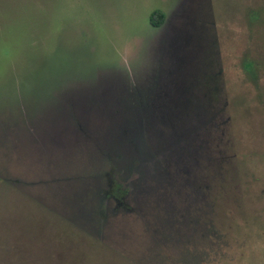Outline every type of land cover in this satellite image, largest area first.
Returning <instances> with one entry per match:
<instances>
[{
  "label": "rangeland",
  "instance_id": "obj_1",
  "mask_svg": "<svg viewBox=\"0 0 264 264\" xmlns=\"http://www.w3.org/2000/svg\"><path fill=\"white\" fill-rule=\"evenodd\" d=\"M104 82L159 116L90 223ZM0 264H264V0H0Z\"/></svg>",
  "mask_w": 264,
  "mask_h": 264
},
{
  "label": "trees",
  "instance_id": "obj_2",
  "mask_svg": "<svg viewBox=\"0 0 264 264\" xmlns=\"http://www.w3.org/2000/svg\"><path fill=\"white\" fill-rule=\"evenodd\" d=\"M256 11H257L256 9H251L248 12V16H256ZM164 19L165 16L162 12H158V11L153 12L150 15V24L154 28L159 27L164 22ZM245 59L247 58H244V60ZM250 60L251 62L249 64V69H245V71L249 73L251 77H255L254 69H255V65H257V62L254 59H250ZM145 77L146 76H143V78H138V80L144 79ZM126 86H127L126 84L124 85L117 84L115 88L109 89L106 87L105 90L101 91L102 93L100 94L98 93L97 103L94 104L93 106V109L96 110L95 115L92 114L93 117L82 115V117H84V120L88 119L90 123L88 121L87 122L89 124L91 123L97 124L96 126L99 127L100 130L99 139L95 138L96 133H93V129H91V131L86 133V135L84 134L76 135L77 136L76 142L89 143L90 147H92L91 152L89 150V152L86 154L88 155L87 157H89L92 160L94 159L96 160L98 158L105 159L104 156L106 154L107 155L106 160L111 161L112 166H114L111 170H108L109 172L107 171L105 174H100L97 176L99 180L100 178H102V179H106L109 182V189L107 191L101 190L99 196L100 199L101 197H103L102 200L103 199L104 200L103 203L100 202L99 209L98 208L93 210L89 209L86 210V213L83 212V215L85 214L84 217H87L90 212V216H89L90 223L94 222V219L97 217V214L98 217H100V214L103 215L105 201L107 198L113 199L116 203V206H123L124 198L128 193V188L125 187L124 184H122L115 178L111 179L110 177V176H112V178L114 177L115 175L114 169L115 168L118 169L119 162H122L123 164V162L127 160L126 158H124L125 156L122 155L123 154L122 149H119L117 147L118 145L117 143H120L121 147L123 141L129 143L132 146V149L129 150V153H133V146H136L135 141L138 137V132L134 133V131L137 130V126H140L141 123L148 124L150 122L151 115L159 116V115H154L155 112L151 108L147 110L148 108L143 104H141V106L139 107L138 103L142 102V101H138L140 99L136 98L135 100L132 101L129 100L126 97V93L128 91V88ZM117 91L121 92L122 94L121 95L118 94ZM116 93L118 94V97L114 96V94ZM80 107L81 106H79V110H81ZM70 118L73 120L72 122L75 126L79 125L74 123V121L78 118L76 115L73 114L70 116ZM163 121L164 120H162V122ZM85 130H88V128L86 127ZM176 130L177 129L175 128L174 131L177 132ZM62 133H65V129L62 131ZM71 133L74 134V132ZM142 152H144V149H142ZM92 186H94L93 183ZM82 188L83 186L81 187V189ZM84 188L86 194L90 192V182L86 184ZM92 190L94 191L95 188H92ZM92 195L95 196V192ZM91 212L93 213V216ZM94 212H96V215H94Z\"/></svg>",
  "mask_w": 264,
  "mask_h": 264
},
{
  "label": "crops",
  "instance_id": "obj_3",
  "mask_svg": "<svg viewBox=\"0 0 264 264\" xmlns=\"http://www.w3.org/2000/svg\"><path fill=\"white\" fill-rule=\"evenodd\" d=\"M154 28V27H153ZM155 29H158V27H155ZM164 31L162 32V34H160L163 38H167V36L168 37H170L171 35L169 34L170 33V31H168L169 29L168 28H164L163 29ZM167 30V31H166ZM163 38H162V40H163ZM164 42H165V40H163ZM156 46H158V43H157V45ZM97 82V81H96ZM99 83V82H98ZM102 85H106L105 83H100L99 84V86L97 87V88H95V90L93 91V87L92 88H90V90L91 91H93L94 93L95 92H99V94L100 93H102L101 91H103V90H105L106 89V87H102ZM81 88H79V89H77V90H75L71 85H69V86H67L65 89H63V92H62V94H66V95H68V94H75L76 92H79L78 90H80ZM83 92H79V95L80 94H82ZM67 99V98H66ZM95 100V98L94 99H91V101H94Z\"/></svg>",
  "mask_w": 264,
  "mask_h": 264
},
{
  "label": "flooded vegetation",
  "instance_id": "obj_4",
  "mask_svg": "<svg viewBox=\"0 0 264 264\" xmlns=\"http://www.w3.org/2000/svg\"><path fill=\"white\" fill-rule=\"evenodd\" d=\"M167 19H168V16H165V20H164V22H166ZM164 22H163L162 24H164ZM166 23H167V22H166ZM166 23L162 26V28H161L162 30H163V27L166 25ZM162 24H161V25H162ZM161 25H160V26H161ZM160 26H159V27H160ZM166 31H167V30H166ZM163 40H164V38H163Z\"/></svg>",
  "mask_w": 264,
  "mask_h": 264
}]
</instances>
